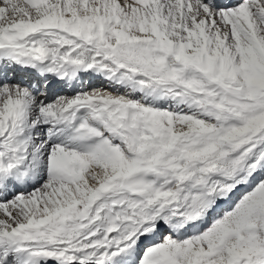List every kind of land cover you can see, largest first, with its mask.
<instances>
[{"label": "snow or ice", "instance_id": "obj_1", "mask_svg": "<svg viewBox=\"0 0 264 264\" xmlns=\"http://www.w3.org/2000/svg\"><path fill=\"white\" fill-rule=\"evenodd\" d=\"M0 264H264V0H0Z\"/></svg>", "mask_w": 264, "mask_h": 264}, {"label": "bare ground", "instance_id": "obj_2", "mask_svg": "<svg viewBox=\"0 0 264 264\" xmlns=\"http://www.w3.org/2000/svg\"><path fill=\"white\" fill-rule=\"evenodd\" d=\"M60 89H61V86H59V85H54V90H56V91L59 92V91H61Z\"/></svg>", "mask_w": 264, "mask_h": 264}, {"label": "rangeland", "instance_id": "obj_3", "mask_svg": "<svg viewBox=\"0 0 264 264\" xmlns=\"http://www.w3.org/2000/svg\"><path fill=\"white\" fill-rule=\"evenodd\" d=\"M61 90V89H60ZM70 94V93H69Z\"/></svg>", "mask_w": 264, "mask_h": 264}]
</instances>
